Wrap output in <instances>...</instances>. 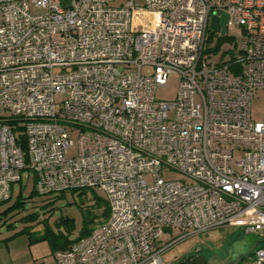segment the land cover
Here are the masks:
<instances>
[{"label": "built area", "instance_id": "2783aa9c", "mask_svg": "<svg viewBox=\"0 0 264 264\" xmlns=\"http://www.w3.org/2000/svg\"><path fill=\"white\" fill-rule=\"evenodd\" d=\"M118 1L0 0V204L25 169L39 195L105 194L109 218L55 264H166L172 244L218 228L257 235L264 264V122L250 115L264 0ZM223 13L241 43L212 63ZM171 74L176 97L157 99Z\"/></svg>", "mask_w": 264, "mask_h": 264}, {"label": "rangeland", "instance_id": "374dc122", "mask_svg": "<svg viewBox=\"0 0 264 264\" xmlns=\"http://www.w3.org/2000/svg\"><path fill=\"white\" fill-rule=\"evenodd\" d=\"M126 0L115 2L114 5H120ZM136 4H144V0H132ZM33 12L40 13L42 9H34ZM226 36L232 39H220V31L209 29L207 47L218 46L216 53H211L210 61L218 63L227 61L238 53L241 43V30L238 27H228ZM151 68L145 67L144 72H149ZM180 85L178 74H171L168 77L167 85L159 87L155 96L159 100H172L176 97ZM251 118L255 121L264 122V89L255 91L252 105ZM70 137L77 140V133ZM76 152V148L69 150V155ZM238 156V153L236 154ZM166 178L179 179L182 177L177 171L165 174ZM85 194L80 195L79 191H67L65 197L55 202H50L56 194L36 195L32 198L29 195L34 191V178L30 169L22 172V180L13 185L12 196L9 200L0 204V212L13 205L17 199H25V209L21 212L9 214V216L0 218V264L13 262L14 264H55V256L51 253L49 243L41 241L30 243L27 233L14 236V234L23 229L26 223L19 221L20 217L30 213L37 212L41 223H36L29 228V231L43 232L46 220L53 230H58L57 221L61 217L72 218L75 223L73 238L79 235L84 227V220L93 215V203L91 189ZM96 191V190H94ZM101 197L104 193L96 191ZM106 198V197H105ZM23 199V200H24ZM107 199V198H106ZM97 212L94 221L89 226L96 228L100 224L102 211ZM93 217V216H92ZM100 217V218H99ZM64 225L60 226L63 229ZM257 235L246 233L238 228H218L212 229L200 234L191 235L183 240L172 244L163 254L162 259L166 264H176L177 260L188 254L200 251L208 255H217L225 260H234L239 256L242 260L239 264H251L253 255L250 252L254 249ZM177 236L166 233L163 236L162 245L176 240Z\"/></svg>", "mask_w": 264, "mask_h": 264}, {"label": "trees", "instance_id": "16d2710c", "mask_svg": "<svg viewBox=\"0 0 264 264\" xmlns=\"http://www.w3.org/2000/svg\"><path fill=\"white\" fill-rule=\"evenodd\" d=\"M224 38L232 39V37L226 36V34L220 35V39H224ZM217 51H218V46L207 49V52L216 53ZM22 145L24 147L23 139H22ZM76 191H79V194L82 195L90 190L87 189L73 190L72 192H76ZM34 194L39 195L34 189V191L29 195V197L32 198ZM65 194L66 192H61L59 194H56L50 202H55L57 200L64 198ZM91 194H92L91 197L93 199L92 201H94L93 215H92L93 217L91 216L84 220L85 225L80 231L79 235L76 236L75 238H73L72 236L75 230V223L73 222L72 218L69 217H61L60 221H57L59 229L56 231L51 228V226L46 220H44L45 225L43 232L29 231L30 227L34 226L36 223H41L38 216L39 214L37 212H30L20 217L19 221L29 225H26L23 229L17 231L14 234V236L27 233L29 242L31 244L41 241H47L49 243L52 254H54L56 251L65 250L69 248L74 242L89 235L94 230L93 227L89 226V223L94 221L95 217H97L96 216L97 212L95 210L100 209L102 211V214L100 216L101 217L100 224H102L109 218L110 206L107 199L105 197H101L94 190H91ZM23 199H20L19 197L13 205L8 207L4 211L0 212V218L2 219L4 217H7L9 216V214L14 213V211H16V213L23 211L25 209V202H26L25 199L24 200ZM62 225H64V228L60 229V226ZM251 254L254 255L255 252L252 251Z\"/></svg>", "mask_w": 264, "mask_h": 264}, {"label": "crops", "instance_id": "0c3cea01", "mask_svg": "<svg viewBox=\"0 0 264 264\" xmlns=\"http://www.w3.org/2000/svg\"><path fill=\"white\" fill-rule=\"evenodd\" d=\"M254 249L252 251L255 252L256 248L258 247V236L256 237V241H255V244H254ZM251 251V252H252ZM250 252V254H251ZM192 254H196V255H199V257H203L204 260L208 261L210 264H239L242 260V257L239 256L237 259H234V260H225L217 255H208V254H205V253H202L200 251H196L194 253H191ZM190 254H188L187 256H189ZM187 256H184L183 258H180L179 260H177V262H180L181 259H184L185 257ZM254 258H255V254L253 255V258H252V261H251V264H253V261H254ZM12 262V261H11ZM204 264V261L200 260L199 262L197 261V264ZM177 264V263H176Z\"/></svg>", "mask_w": 264, "mask_h": 264}, {"label": "water", "instance_id": "95a60500", "mask_svg": "<svg viewBox=\"0 0 264 264\" xmlns=\"http://www.w3.org/2000/svg\"><path fill=\"white\" fill-rule=\"evenodd\" d=\"M228 20V15L227 13H223L221 19H219L217 16H213L212 17V21H211V28L213 30H217L218 28V23L220 21L222 29H221V33L224 34L225 32V25H226V21ZM189 259V258H188ZM200 260L204 261V264H210L208 261L204 260L203 257H199ZM186 264H197V262H195V260H187ZM201 264V263H200Z\"/></svg>", "mask_w": 264, "mask_h": 264}, {"label": "flooded vegetation", "instance_id": "af4514ba", "mask_svg": "<svg viewBox=\"0 0 264 264\" xmlns=\"http://www.w3.org/2000/svg\"><path fill=\"white\" fill-rule=\"evenodd\" d=\"M195 260V262H199L200 259H199V255H196V254H190L189 256L185 257L184 259H181L180 262H177V264H186L187 260Z\"/></svg>", "mask_w": 264, "mask_h": 264}]
</instances>
